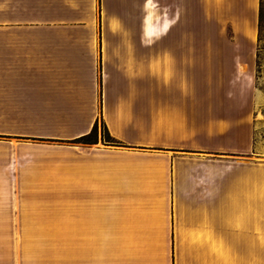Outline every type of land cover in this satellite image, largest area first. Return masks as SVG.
Returning <instances> with one entry per match:
<instances>
[{"label":"crops","instance_id":"0c3cea01","mask_svg":"<svg viewBox=\"0 0 264 264\" xmlns=\"http://www.w3.org/2000/svg\"><path fill=\"white\" fill-rule=\"evenodd\" d=\"M260 5L0 0V225L26 229L0 231V264L17 240L23 264L58 240L70 264H264ZM193 49L216 86L192 87Z\"/></svg>","mask_w":264,"mask_h":264},{"label":"rangeland","instance_id":"374dc122","mask_svg":"<svg viewBox=\"0 0 264 264\" xmlns=\"http://www.w3.org/2000/svg\"><path fill=\"white\" fill-rule=\"evenodd\" d=\"M233 34L230 31L227 32H215L208 28L202 31H193L192 39L193 40H217L232 39ZM200 49H193V78H192V87H214L216 86L215 79L212 77V72L208 69L206 72H199L196 70L195 65L198 63L199 59L197 58L195 51ZM206 52H209L214 49L206 48L202 49ZM207 62L208 64L212 63V59L209 55ZM255 87H253L254 93L251 96V112L252 113V122L251 126L253 128L254 136V151L251 154V163H262L264 164V0L262 7V17H261V28L259 30L258 45L256 48V57H255ZM105 136L107 141L111 139L108 138L105 132L102 133ZM262 214V213H261ZM25 225L23 224H1L0 231L8 232H23L25 231ZM18 245L17 250V263L23 264L24 260L28 263L38 262L39 255H36V261L34 260L35 254L32 251L24 250L22 247L23 240L15 241ZM30 242V241H29ZM33 242V241H32ZM48 244H53L48 246L47 263L52 264H70V240H58V241H47ZM31 260V261H30ZM34 260V261H32ZM43 262V261H42Z\"/></svg>","mask_w":264,"mask_h":264},{"label":"trees","instance_id":"16d2710c","mask_svg":"<svg viewBox=\"0 0 264 264\" xmlns=\"http://www.w3.org/2000/svg\"><path fill=\"white\" fill-rule=\"evenodd\" d=\"M262 7H263V0H261V5H260V23H259V30L261 28ZM91 135H96V130ZM107 136H108L109 139H111L108 142L115 143V141L108 134H107ZM81 140H85L86 141V139H81Z\"/></svg>","mask_w":264,"mask_h":264}]
</instances>
